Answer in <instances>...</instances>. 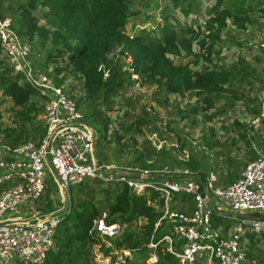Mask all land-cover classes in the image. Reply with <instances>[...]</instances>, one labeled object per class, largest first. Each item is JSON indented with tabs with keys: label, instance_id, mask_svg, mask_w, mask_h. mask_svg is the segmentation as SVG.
<instances>
[{
	"label": "trees",
	"instance_id": "16d2710c",
	"mask_svg": "<svg viewBox=\"0 0 264 264\" xmlns=\"http://www.w3.org/2000/svg\"><path fill=\"white\" fill-rule=\"evenodd\" d=\"M149 5L150 13L136 9H145ZM154 12L157 17L151 24ZM6 17L16 36L27 44L29 53L38 55L44 52L39 62L28 54L31 66H38L61 87L67 77L80 81L82 95L74 98L72 88L67 94L76 107L85 103L87 115L92 122L99 124V128L94 129L95 142L101 145L103 152L107 148L105 134L112 122L106 112L113 108L116 98L124 99L125 88L135 83L155 87V101L162 106H166L169 95L184 99L183 103L174 101L169 112L178 121L184 120L191 126L226 113L237 99L252 106L245 108L253 118L258 114V96L250 92L254 87L260 90L262 77L240 53L249 47L235 40L233 34L253 27L262 30L264 40V0H0V19ZM129 22H132V28L128 33L125 27ZM231 45L239 50L235 60L218 63L215 59L221 48ZM253 58L263 63L261 55ZM48 64L54 66L51 72L46 71ZM131 74L136 76L135 79H130ZM245 86L248 95L241 97ZM236 91L241 94L237 95ZM0 93L24 109L17 113V127H2L0 124V140L8 144L38 141L45 131L37 117L42 112L43 97L34 85L20 73H13L12 67L3 64L1 59ZM221 98L223 103L214 107ZM125 103L131 106L129 101ZM210 109L214 112L208 115ZM155 120L143 106L135 116V127L123 119L117 120L119 129H114L111 136L117 142L115 147H110L112 159L117 161L125 153L130 154V158L119 167L186 169L198 179L211 171L207 170V159L209 156L214 158L217 152L212 155L204 152L214 147L213 142L202 135L198 145L205 149H200L198 158L189 150L186 159H176L162 146V132ZM143 125H149L159 147L156 148L150 138L143 137L140 149H126L123 138L134 139L132 132H140L138 127ZM232 125L236 140L247 145L248 161L254 159L256 153L246 137L245 124L234 121ZM166 128L173 130L174 148L183 151L188 141L181 137L180 131L168 125ZM134 144L135 140L132 141ZM227 162L232 170H227L225 179L217 177L223 185L239 175L238 166L231 159ZM85 180L88 181L80 186ZM85 180L67 189L68 208L52 229L53 245L42 264H102L100 259H95L94 246H98L100 253L97 254L103 257L110 255L111 249L90 231L92 221L102 212L107 224L117 223L122 227L112 242L115 248L131 252L133 258L129 264H145L152 253L157 256L154 264H175L165 244L159 240L162 227L154 228L162 205L157 192L146 189L133 193L125 183L115 180L107 183L98 178ZM153 198H156L155 206L150 204ZM175 201L178 202L176 206L173 205ZM170 203L174 210L184 211L183 205L191 203V196L174 193ZM224 217L223 214H212V225L228 228L229 225L220 222ZM138 220L141 224L137 229L129 228ZM150 241L155 244L154 248L146 246ZM244 247L250 261L264 264V232L248 235Z\"/></svg>",
	"mask_w": 264,
	"mask_h": 264
},
{
	"label": "built area",
	"instance_id": "2783aa9c",
	"mask_svg": "<svg viewBox=\"0 0 264 264\" xmlns=\"http://www.w3.org/2000/svg\"><path fill=\"white\" fill-rule=\"evenodd\" d=\"M0 48L8 65L18 69L16 72L43 97L38 121L45 127L38 141L8 144L0 140V264H42L53 245L52 229L62 215L61 190L66 192L85 179H107L95 166L92 128L61 86L28 67L29 48L18 42L7 18L0 19ZM258 49L263 61L262 82L257 99L258 115L253 122L264 120V40L258 42ZM254 151L255 158L226 185L219 184L211 171L199 178L202 181L199 184L194 181L198 177L186 169L100 166L105 172L118 169L138 172V177L118 176L111 180L125 183L130 192L148 189L162 198L161 214L154 228L162 227L159 240L175 264H254L247 258L244 247L248 235L264 232V151L255 148ZM49 173L58 196L50 194V199H56L54 207L42 211L33 202L47 187ZM180 192L191 196V203L183 205L184 211L174 210L170 203L172 195ZM155 199L150 202L152 206ZM223 212L239 213V216L230 215L237 223L224 229L213 226L211 215ZM104 217L102 212L92 221L90 229L111 249L110 255L99 256L105 264H126L133 258L131 252L115 248L112 242L121 226L107 224ZM146 246L154 248L155 244L150 241ZM147 260L154 264L156 254L152 253Z\"/></svg>",
	"mask_w": 264,
	"mask_h": 264
},
{
	"label": "rangeland",
	"instance_id": "374dc122",
	"mask_svg": "<svg viewBox=\"0 0 264 264\" xmlns=\"http://www.w3.org/2000/svg\"><path fill=\"white\" fill-rule=\"evenodd\" d=\"M151 6L149 5L145 9L142 7H136V9L141 11H147L150 13L152 9L150 8ZM154 19L157 17V13L154 12ZM7 18V17H6ZM3 19V18H2ZM9 21V20H8ZM149 24L148 26H150ZM132 28V22H129L126 27L125 31L130 32ZM14 32V31H13ZM236 34V33H235ZM16 35V34H15ZM233 37L237 41H242L245 45L249 47V49H244L243 52H240L241 55L244 54V59L246 62L249 63V65L253 66L256 69V72L259 73V76H262V63L260 61H255L254 60V55H261L260 51L258 50V42L262 40V30L253 28V27H246V29L240 33V34H233ZM18 42H22V40L17 37ZM25 44V43H24ZM237 47L234 45L229 46V48H221L220 53L218 54V57L215 59L218 63H229L237 57V53L239 50H236ZM44 52H40L38 55H32V53H29V56L35 59L36 62H39L42 57H43ZM260 57V56H259ZM0 59L3 62V64H8L7 58L2 54H0ZM24 60L26 61V57H24ZM28 60V67L30 69H33L34 71L37 72H42L41 69L36 66L33 67L30 65ZM10 66V65H9ZM54 66L52 64H48L46 71L51 72L52 68ZM13 73H16V71H19L18 69H15L12 67ZM32 72V71H31ZM19 73V72H18ZM62 75V74H59ZM31 78L34 79L32 73H30ZM135 75L131 74L130 79H135ZM80 81L73 79L71 77H67L66 80L63 81V85L61 87L62 91L67 94V91L69 88H72L71 95H74V98H78L82 95V90L80 88ZM256 86V81L255 84ZM256 88L254 87L253 90H251V94L255 93L256 97L258 96L259 90H255ZM154 91L155 87H148V86H139L137 83H135L132 86L126 87L125 88V94H124V99L118 97L114 100L113 103V108L109 111L106 112V114L111 118L112 122L107 128V132L105 134V140L106 142L104 145H106V151L103 152V149L101 145L96 144L95 142V149L98 158L100 159V165H107V164H114L116 167L121 166L120 163L123 161H126L130 158L129 153H125V155L121 158H119L117 161H113L112 159V154H111V148L110 147H115L117 144L115 138L113 139L112 132L114 129H119V125L117 124V120L123 119L125 123H131L132 127H135V116L140 113V106L145 107V109L149 110V113H152L155 117V124L159 130L162 132V146L170 153L174 158L176 159H186L187 152L189 150H192L193 153L196 154V158H198V152L200 149H205L202 148L200 145V137L204 135L209 139V141L214 143V147H212L209 151H206L204 153H209L213 154L214 152H217V155L213 158L212 156L207 159L206 167L207 170L210 169L211 172L215 174L216 177H224L226 176L227 170H232V168H229L227 159H231L235 165L238 166V173L242 170V167L244 164L248 161V156L245 153L247 149V145L244 143L242 140H236L237 134L234 130H232V122L237 121L238 123H244L247 131H246V137H249V140L251 143V147H254L256 150H259V146L262 147V144H259L258 141H255L254 137V131L253 129L256 127V123L254 124V118L251 116L250 111H248L245 107H252L249 104H245L242 102L243 100L237 99L233 102L231 108L226 112V113H220L218 115L213 116L208 122L205 123H199L196 126H191L188 122L186 121H178L174 115H172L169 111L172 108V104L174 101H181L182 103L185 101L184 99H179L178 96L175 95H169L167 97V104L166 106H162L161 104H158L155 101V96H154ZM248 89L245 86V90L242 91L243 94L241 97H245V95H248L247 93ZM237 95H240V91L235 92ZM68 95V94H67ZM257 99V98H256ZM126 100L127 102L129 101L131 103V106L126 105ZM223 103V99L221 98L219 102H216L214 104L215 106H220ZM78 111L81 113L83 116V120L85 123H89L90 126L92 127V130L95 132L96 129L99 128L98 123H94L91 121V117L87 115V109L85 107V103H81L80 105H77ZM213 109H210L207 114H211ZM19 111H24V109H21L20 107L15 106L12 104L10 99L4 95H1L0 93V124L2 127H17V121L19 116L17 113ZM38 117V116H37ZM37 117L35 119H37ZM169 126L175 130L180 131L181 137L185 139L187 142L186 146H184L183 151H178L176 148H174V145L176 144L175 142V136L173 134V130H168L166 126ZM149 125H143L139 126V131L140 132H132L133 138H130L129 136L124 137L122 142L126 144V149L131 150V148L135 147L136 149H140L141 145V139L143 137L150 138L154 136V134H151L149 131ZM210 128V130H209ZM95 129V130H94ZM256 132L261 131V129L258 127L256 128ZM100 133V132H99ZM155 137V136H154ZM1 139V137H0ZM135 140L134 146L132 145V141ZM248 143V144H249ZM159 144V143H158ZM156 148L159 147L155 146ZM263 148V147H262ZM261 151V150H259ZM103 155L106 157L103 159ZM113 162V163H112ZM119 165V166H118ZM174 167H179V166H173ZM236 174V175H237ZM49 178L46 181L47 187L44 189L43 193L39 196V198L35 199L33 204L34 206H37L40 210L42 211H49L52 210L54 207V204L56 202L53 199H50L49 195L53 194L54 197L58 196V192L56 190V186L54 184V180L51 178V175L49 173ZM219 179V178H217ZM88 180H85L81 182L79 185L84 186V184ZM105 183L109 182V180L105 181ZM219 182V181H218ZM222 182V181H220ZM219 182V183H220ZM223 183V182H222ZM113 184V182H111ZM178 202L175 201L173 205H177ZM63 213V212H62ZM221 224H227L230 227L234 226L237 221L225 216L223 219H221ZM141 224V220L136 221V223L133 226H130L129 228H135L137 229L138 225ZM125 227L123 226V230ZM122 231V227L119 229L118 234L119 235ZM93 254H95V259H100L102 264H105L103 259L100 258V256L97 253H100V250L98 249L97 246H94L93 248ZM97 254V255H96ZM131 261H129L126 264H129ZM149 261L146 260L145 264H149Z\"/></svg>",
	"mask_w": 264,
	"mask_h": 264
},
{
	"label": "water",
	"instance_id": "95a60500",
	"mask_svg": "<svg viewBox=\"0 0 264 264\" xmlns=\"http://www.w3.org/2000/svg\"><path fill=\"white\" fill-rule=\"evenodd\" d=\"M93 135H94V137L92 139V149H93V154H94V159H95V166H96L97 172L102 177H104L107 180H111V179L116 178L118 176L138 177V172H131V171H127V170H124V169L112 170V171H109V172L103 171L101 166H100V163L98 161V156H97L96 149H95V132L94 131H93ZM151 140H152V143H153L154 146H158L159 145L158 144L159 143L158 140L154 136L151 137ZM194 181L199 183V184H202V181L200 179H198V178H195ZM61 194H62V206L59 209L60 213L66 211L67 208H68V204H69V202H68L69 200H68V196H67L66 192L61 190ZM227 213L223 212V215H225L227 217H230V215L239 216V213H236V214L235 213L227 214ZM248 217H251V215H248ZM262 218H264V216Z\"/></svg>",
	"mask_w": 264,
	"mask_h": 264
},
{
	"label": "crops",
	"instance_id": "0c3cea01",
	"mask_svg": "<svg viewBox=\"0 0 264 264\" xmlns=\"http://www.w3.org/2000/svg\"><path fill=\"white\" fill-rule=\"evenodd\" d=\"M258 115V114H257ZM257 115L254 117V118H256L257 117ZM257 122V123H256ZM256 123V127L253 129V131L255 132L254 134V139H255V141L257 140L258 141V143L259 144H262V147H258L259 148V150H263L264 151V120L263 119H258V120H256L255 122H254V124ZM260 128L261 129V131L259 132V130H258V132H256V128ZM261 148V149H260ZM261 150V151H262ZM217 178V177H216ZM217 182H218V179H217ZM219 183V182H218ZM219 184H221V183H219Z\"/></svg>",
	"mask_w": 264,
	"mask_h": 264
}]
</instances>
